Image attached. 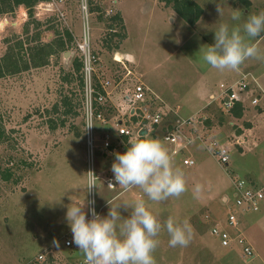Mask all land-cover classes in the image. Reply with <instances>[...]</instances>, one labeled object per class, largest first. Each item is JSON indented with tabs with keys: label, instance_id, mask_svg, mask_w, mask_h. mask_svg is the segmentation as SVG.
Returning a JSON list of instances; mask_svg holds the SVG:
<instances>
[{
	"label": "rangeland",
	"instance_id": "obj_1",
	"mask_svg": "<svg viewBox=\"0 0 264 264\" xmlns=\"http://www.w3.org/2000/svg\"><path fill=\"white\" fill-rule=\"evenodd\" d=\"M195 1L206 11L204 18L213 20L209 24L202 20L196 29L188 26L176 12L170 14L156 3L162 0H140L136 8L131 0H127V3L131 2L127 5L129 13L126 17L128 33L131 34L126 43L116 49L136 54L137 63L136 73L123 80V85H132L138 77L142 79L139 76L142 73L143 80L150 86L164 88L170 94L179 93L192 88L194 73L201 72L214 82L211 90L217 96L225 87L222 88L220 83L240 79L244 74L248 78L250 75L252 80L251 89L243 94L244 100H249L256 92L254 80L259 86L264 85V59H248L239 71L220 72L206 64L202 54L206 45L215 43L214 31L220 24L242 28L250 15L264 12V0H250V4L244 0ZM46 2H39L34 7L35 17L41 22L38 27L30 24L25 30L27 11L23 6L13 13L0 15V121L5 132V138L0 141V264H84V256L77 245L69 248L63 244V238L70 230L66 206L72 202L71 199L81 202L86 196L87 200L84 186L89 147L83 98L77 79L69 80L67 75L72 58L79 52L74 39H64L67 48H59L52 53L45 45L56 38L57 32L62 33L65 29L80 38L82 15L78 0H67L49 7ZM117 3L115 0L113 6ZM110 5L111 0H104L105 8ZM217 5L222 10L221 15ZM168 6L172 7L171 4ZM57 8L65 12V18L56 15ZM230 8L233 11L230 12ZM234 12L240 13V20L231 19ZM170 16L174 17V22L170 21ZM89 32L93 48L100 57L93 74L94 86L107 76L114 79L122 76L126 70L113 59V48L106 44L109 29L96 12L90 14ZM21 41L22 46L19 45ZM250 42L256 44L264 55V34ZM116 58L120 59L119 53H116ZM64 96L71 98L76 114L66 115L62 113V106L54 107ZM211 100L213 105L209 111L193 114V120L180 126V130L191 137L187 145L178 149L176 143L181 145V141L185 142L179 133L175 141L162 143L172 156L174 165L185 174L186 191L179 198L157 203L148 200L138 187L123 191L107 190L102 179L97 180L100 186L96 189V206L101 217H106L109 212L108 202L116 206L143 199L161 224L169 217L189 221L193 236L187 247H170V237L162 229L158 236L159 245L153 254L156 264H264V211L237 213V229L247 236L255 250V257L249 261L236 241H232L230 246H222L210 232L216 224L232 237L238 233L236 228L227 225L235 179L245 177L264 184V103L247 108L232 130L227 121L234 118L222 116L229 112L222 109L218 99ZM206 101L203 99L194 107L199 108ZM111 108V111L104 112L109 117L108 122L94 120L93 127L94 171L104 176L112 171L115 154L126 152L124 143L116 141L120 135L114 129V123L120 117L127 120L129 113L124 109ZM204 113L207 116L212 114V118L205 119ZM175 116L172 123L159 129L158 133L175 125L178 117ZM216 118L223 119L222 128L217 126L220 122ZM210 119L215 121L208 125ZM246 123L254 128L245 130ZM213 126L217 127L212 129ZM238 129L241 133L250 132L249 140L245 138L246 142L241 147L229 143L238 136ZM108 131L112 135L110 145H114L113 149L103 147V133ZM212 141L229 148L228 164L219 160ZM174 145L177 153H172ZM189 158L194 160V164H187ZM197 184L202 186L201 191L194 194ZM223 196L229 200H224ZM119 211L124 218L130 214L123 205ZM54 241L58 242V247Z\"/></svg>",
	"mask_w": 264,
	"mask_h": 264
},
{
	"label": "clouds",
	"instance_id": "obj_2",
	"mask_svg": "<svg viewBox=\"0 0 264 264\" xmlns=\"http://www.w3.org/2000/svg\"><path fill=\"white\" fill-rule=\"evenodd\" d=\"M219 15L221 8L217 5ZM232 20H240V13L234 12ZM215 32V43L206 45L203 61L212 68L224 71H239L248 59H264L260 49L251 40L264 34V12L253 14L240 26L229 27L220 24ZM201 50V49H200ZM89 124L87 128H91ZM113 181L124 190L138 187L153 202L179 198L186 191L184 172L176 167L168 149L157 139L136 137L128 140L124 153H116L111 166ZM86 174V193L98 189L97 176L92 171ZM201 185L197 184L194 194H199ZM71 199V198H70ZM67 205L66 221L73 235V242L84 256V264H156V251L160 232L166 230L170 247H187L191 243L193 230L189 221H177L169 217L163 224L146 206L143 199L132 203L124 202L113 206L110 202L106 217L95 211V200L75 202ZM91 219L86 218L85 207ZM124 206L130 211L127 218L119 209ZM59 246L57 241L53 242Z\"/></svg>",
	"mask_w": 264,
	"mask_h": 264
},
{
	"label": "built area",
	"instance_id": "obj_3",
	"mask_svg": "<svg viewBox=\"0 0 264 264\" xmlns=\"http://www.w3.org/2000/svg\"><path fill=\"white\" fill-rule=\"evenodd\" d=\"M67 0H48L46 3L49 6H54L58 4H63ZM90 0H78L79 9L82 15V34L80 38H76L73 34V39L75 40L76 48L79 52L80 59L82 60V73L84 78V98H83V111H84V121L86 124V132H87V143L89 147L88 152V171L94 172L97 176V180L102 179V183L105 189L114 190V191H123L124 189L120 188L118 184L115 187H108V182L111 180L115 184L113 178V172L106 176L102 174H96L94 171V151H93V127L94 120H99L101 123H107L108 119L104 115V111L102 109L97 110L96 104L101 105L105 108L106 100H107V92L106 87L109 86L110 81L108 79L100 82V88L102 91H95V86L93 84V74L96 70V64L99 60V55L94 51L91 43V37L89 32V17L91 14L89 8ZM104 0H101V5L103 6ZM115 0H111V5L108 8H105L103 11V18H107L115 13L113 10V4ZM56 15L59 17L65 18V12L57 8ZM115 30V29H113ZM115 60L122 62V58H116V54L113 56ZM127 58V57H126ZM123 63V62H122ZM127 73H131V71H127ZM250 78V75H249ZM248 78V75H242L240 79L235 82L225 86L221 92L217 96H212L211 99H218L220 102V106L222 109L230 112L237 103L243 102V94L248 92L251 87L249 86L252 83V80ZM254 85L256 86V92L252 94L250 98V103L252 105H260L264 103V88L258 85L257 81L254 80ZM147 88L142 82H135L131 86H128L124 92V100L128 106L129 113V124L123 125L116 122V132L121 136H126V144L128 145V140L144 136V134H151L150 138L157 139L161 143H166L169 141H175L177 139V133L182 136L181 145L176 143L178 149H182L184 145H187L191 137L184 134L180 130V126L183 123H189L190 120H193L192 117L188 119H179L175 120V125H173L170 129L158 133L157 126L161 125L165 117L169 112H171V108L166 105H156L152 104V101L148 100ZM200 115V114H199ZM131 116L136 117V121H132ZM200 117V116H199ZM89 124H93L91 128H87ZM143 128L146 129L144 134H140V130ZM112 139L111 133L104 132L102 143L103 147L107 148L110 145V140ZM215 145V153L218 155V158L221 162L228 164L229 163V148L226 145H217L215 141L211 142ZM230 145H242L244 143V137L238 135L235 136L232 142H229ZM176 145L172 147V153H177ZM188 165L194 164L193 159L187 160ZM100 186V183L97 185ZM95 200V211L99 214L98 208L96 206V189H93L91 193H87V200ZM225 200H229L227 197ZM92 207L91 205H87L86 218L91 219V213L88 211V208ZM264 211V184H257L253 182L250 178L241 177L234 180V197L233 201L230 205V211L227 216V225L237 229V213L238 212H260ZM238 231V229H237ZM212 235L218 238L219 242L222 246H230L232 241H236L241 245L242 254L246 258V260H251L255 257V250L251 243L249 242L247 236L238 231L236 236L232 237L229 232H227L224 228L219 227L218 225H214L211 228ZM63 244L66 247L72 248L75 247L76 244L73 242V235L71 230H68L63 238ZM42 257V255H39Z\"/></svg>",
	"mask_w": 264,
	"mask_h": 264
},
{
	"label": "crops",
	"instance_id": "obj_4",
	"mask_svg": "<svg viewBox=\"0 0 264 264\" xmlns=\"http://www.w3.org/2000/svg\"><path fill=\"white\" fill-rule=\"evenodd\" d=\"M128 1H130V0H128ZM131 1H132V4L135 5V8L137 6H139L138 3L140 2V0L139 1L138 0H131ZM135 2H136V4H135ZM162 2H160V3L156 2V3L159 4L161 7H163V9L167 10L170 14H172V12L175 13V11L173 10L172 7H170L168 5L162 6V5L165 4L164 2L163 3ZM128 4L131 5V2L127 3V0H120V1L118 0V3L115 6H113V7H115L114 11L118 12L121 15L122 20H123V24H124V30H123L124 36L121 37V39L119 40V45H124L126 43V41L129 39V36L131 34V33H128V25L129 24H128V20L126 18L128 16V13H129L128 12V7H127ZM19 6H23V5H19ZM229 11L230 12L233 11L232 8H230ZM205 15H206V11L203 10V13H202L200 19L195 24H193V25H189L188 24V26H190L191 28L196 29V27L199 25V23H201L202 20L204 21V19H205L204 16ZM205 20H206V24H209V22L212 19H211V17H209L208 19H205ZM219 20H220V18L217 15L216 21L218 23H219ZM170 21L174 22L175 21L174 17L170 16ZM111 43H112L111 45H112V48H113V51H114V55L116 53H119L120 57L122 58V62L123 63L118 61V60H115V61L120 62L121 65L124 67V69L126 71L123 72L122 76H118L115 79L111 78L109 76L104 78V80L108 79L110 81V84H109V86H107L105 88L106 92H107V100H106L105 109L103 111H107V110L111 111L112 110L111 106L115 107L118 111H121L122 109L127 111L128 110V106H127V103L125 102L123 96H124L125 89L128 87V85H123L122 81L125 80L128 76L134 75L136 73V65L135 64L137 63V56H136V54H133V53H131L129 51L122 52V51L116 49L114 47V44L116 43L114 39L111 41ZM92 47H93V45H92ZM93 49L98 54V51L95 50V48H93ZM190 64H191V66L195 67L191 62H190ZM128 70L131 71V73H127ZM139 76L140 77L142 76V79L138 77L139 79L137 78V82H142L145 85V87L148 89L147 90L148 100L152 101V104H156V105L162 104V105H166V106L171 108V112H169L167 114V116L163 120L162 124L157 126V130H156L157 132H158L159 129H163L164 126L166 127L169 124H171L172 121H173V118L176 117L175 115L178 116L177 118L184 120V119L190 118L191 116H193V114H197V113L200 114L201 112L203 113V111H209V109L213 105V104H211L213 102L211 100V97L212 96H216V95H214V91L211 90L212 86L214 85V82L211 81L210 78L208 79L206 74L201 73V72L194 73L193 76L195 78V81H194V83H192V85H193L192 88L183 89V91H181L179 93L173 92L172 94H170V91L169 92L164 91V88L150 86V84H148V81L145 82L143 80L144 75L142 73H141V75L139 74ZM236 80H238V79H236ZM236 80H233V81L231 79L230 80H225V81H223L224 83L222 82L220 84H221V86L223 88L224 86H227V85L233 83ZM102 81H100V82H102ZM99 86H100V83H99ZM260 86H261V88H264V85L260 84ZM203 99H205L207 101L205 103L199 105V108H195L194 107L195 104H199L201 101H203ZM245 102H247V103H245ZM240 104L243 107V114L246 112L247 108H249V107L252 109V108H255L257 106H261V105H257V106L256 105H252L250 103V99L249 100H244ZM205 115H206L205 119H208L209 117L212 118V114H208V116H207V114H205ZM227 115H230V116H232V118H234V120L228 118L227 122L232 126L231 129L235 130V128L237 127V126H235L236 123H237V120L241 119L243 115L241 117H235L229 112L227 114L223 113L222 116L227 118ZM105 116H106L107 119L109 118L107 115H105ZM261 116H262V114H261ZM262 117H264V116H262ZM212 120H214V119L208 120L207 124L208 125L212 124V122H211ZM216 120H218L220 122V125H217V126L222 128L224 126V124L222 122L223 119L222 118H220V119L216 118ZM257 120L260 121L259 116L257 117ZM128 121H129V118L127 120L122 118V117L117 119V122L120 123V124H123V125H126ZM114 125H116V123H114ZM217 126H213L212 129L217 127ZM253 128L254 127L250 126V127H246L245 130L250 131ZM114 129L116 131V127L115 126H114ZM249 133L250 132L240 133V136L244 137V143L247 140H249ZM192 135H194V134L192 133ZM144 137L150 138L151 134L149 135V134L146 133V134H144ZM245 138H246V141H245ZM122 139H125V137H123L121 135L116 137V141H121L122 142ZM244 143L242 145H239V146L240 147L244 146ZM226 197L227 196H223V199L225 200Z\"/></svg>",
	"mask_w": 264,
	"mask_h": 264
},
{
	"label": "trees",
	"instance_id": "obj_5",
	"mask_svg": "<svg viewBox=\"0 0 264 264\" xmlns=\"http://www.w3.org/2000/svg\"><path fill=\"white\" fill-rule=\"evenodd\" d=\"M41 1L45 0H0V15H4L6 13H13L14 10L19 6L23 5L24 8L27 11V20L25 21V30L28 29V26L30 24L33 25V27H38L41 25V22L36 19L35 13H34V7L36 4H38ZM164 1L165 5L171 4L173 10L179 14L180 17L183 18L185 22H187L189 25H193L201 16L203 9L202 7L195 1V0H162ZM247 4H250V0H244ZM101 0H90L89 1V8L91 12H96L98 14L99 19H102L103 22H105V26L109 29L110 36L106 39L107 47H112L111 41L114 38H117L118 40L114 44V47H118L119 40L121 37L124 36V24L121 15L118 12H115L111 16L107 18H103V11L104 7L100 4ZM115 29V30H113ZM38 35V33H37ZM56 38L48 41L45 45L49 48V53L57 51L59 48L62 50H65L67 48V45L65 46V41H71L73 40V35L70 30L65 29L62 33L57 32ZM23 42L21 41L19 45L22 46ZM82 60L80 59L79 55H75L71 60V69L68 71L69 80L77 79L78 81V87L80 88V91L82 92V98H84V78L82 73ZM0 73H1V67H0ZM1 75V74H0ZM69 82V81H68ZM95 91H102L99 84L95 83ZM83 100V99H82ZM71 98L68 96H64L61 99L60 104H55L54 107L59 108L62 106V113L68 115L70 113L76 114L73 110V105L71 103ZM96 109H104L103 106L96 104ZM108 111V110H107ZM106 113V111H104ZM230 113L235 117H241L243 115V107L240 103H237L235 107L230 111ZM78 115V114H77ZM132 121H136L135 116H131L130 118ZM127 124H129L127 122ZM247 127L250 125L249 123H246ZM241 130L238 129L236 134L239 133L240 135ZM122 139V142L124 143V150H127L128 145L125 143L127 138ZM5 138V132L1 125L0 121V141H2ZM141 138H145L144 136H141ZM110 149L114 148V145H109Z\"/></svg>",
	"mask_w": 264,
	"mask_h": 264
},
{
	"label": "water",
	"instance_id": "obj_6",
	"mask_svg": "<svg viewBox=\"0 0 264 264\" xmlns=\"http://www.w3.org/2000/svg\"><path fill=\"white\" fill-rule=\"evenodd\" d=\"M146 132V129L145 128H143L142 130H140V134H144Z\"/></svg>",
	"mask_w": 264,
	"mask_h": 264
}]
</instances>
